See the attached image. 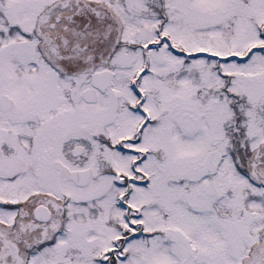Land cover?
<instances>
[{
	"label": "snow or ice",
	"instance_id": "snow-or-ice-1",
	"mask_svg": "<svg viewBox=\"0 0 264 264\" xmlns=\"http://www.w3.org/2000/svg\"><path fill=\"white\" fill-rule=\"evenodd\" d=\"M0 264H264V0H0Z\"/></svg>",
	"mask_w": 264,
	"mask_h": 264
}]
</instances>
